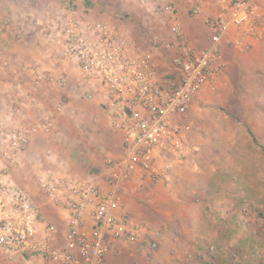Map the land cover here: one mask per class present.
<instances>
[{"label": "built area", "instance_id": "built-area-1", "mask_svg": "<svg viewBox=\"0 0 264 264\" xmlns=\"http://www.w3.org/2000/svg\"><path fill=\"white\" fill-rule=\"evenodd\" d=\"M75 1L62 0L45 16L43 33L54 45V69L61 65L76 71L73 81L87 101L98 95L108 102V124L122 134L124 153L107 157L98 178L52 170L40 175L48 203L67 222L60 245L57 226L45 222L41 205L11 178L10 168L39 134L52 132L51 115L65 114L68 103L57 101L46 118L30 123L25 122L28 105L15 100L10 114L22 115L23 122L8 129L0 125V145L6 144L0 158V264H107L113 247L109 238L139 243L144 229L126 211L123 187L131 183L139 190L147 181H169L170 171L192 154L187 122L199 95L217 90L226 66L224 44L232 39L234 49L245 52L261 40L264 30V0H217L216 14L204 20L209 44L198 49L187 39L174 0H135L149 13L164 16L169 28L166 38L141 52L119 25L89 19ZM190 11L200 16L203 1L194 2ZM155 51L169 68L167 78L160 75ZM47 73L40 66L32 70L33 92L49 81L60 89L71 81L69 75ZM13 84L21 90L22 84ZM29 102L30 107L37 104L35 97ZM149 248L155 250L157 242Z\"/></svg>", "mask_w": 264, "mask_h": 264}, {"label": "rangeland", "instance_id": "rangeland-1", "mask_svg": "<svg viewBox=\"0 0 264 264\" xmlns=\"http://www.w3.org/2000/svg\"><path fill=\"white\" fill-rule=\"evenodd\" d=\"M33 1L34 5L27 6V0H0V125L7 129L23 122L22 115L10 114V108L15 100L23 104V89L29 88L36 67L29 63L23 68V46L29 44L36 26L43 31L48 10L62 0H48L44 5ZM90 4L84 11L89 19L115 22L141 52L148 49L150 42H160L169 33L165 25L140 35L142 28L155 30L163 18L153 17L135 0H91ZM145 14L150 19L144 23ZM190 14L193 15L191 11ZM4 33L8 42L4 41ZM155 54L161 57L160 52ZM251 58L244 65L246 73L227 78L215 92L211 91L212 100L201 108L204 117L197 129V141L189 143L192 154L170 171L169 181L157 185L147 181L139 190L131 183L124 187L123 199L127 196L130 202L142 205L145 212L157 211L155 215L147 213L148 218L145 215L153 222L151 227L140 223L144 229L142 242L150 243L151 235H155L157 248L150 252H156L165 242L168 256L177 257L179 252V264L208 260L218 264L224 258L227 261L221 264H244L250 258L264 256V53L257 61ZM44 69L55 77L57 70L53 66ZM168 70L165 66V78ZM62 73L75 78L70 70ZM73 80L65 89L48 82L58 89L59 100L66 101L68 108L65 114L51 115L52 132L39 134L31 149L10 168L11 178L41 205L42 215L51 205L40 187V175L52 170L62 175L98 178L107 157L118 158L124 153L122 134L108 124L104 108L108 102L99 100L98 95L87 101ZM13 82L22 84L21 90ZM53 110L50 102L48 111L25 122L44 119ZM126 112L132 115L130 110ZM250 133L258 144L252 143ZM5 146L1 141L0 158ZM154 198L157 199L153 201ZM219 214L225 218L221 224L216 222ZM244 230L251 239L240 240Z\"/></svg>", "mask_w": 264, "mask_h": 264}, {"label": "crops", "instance_id": "crops-1", "mask_svg": "<svg viewBox=\"0 0 264 264\" xmlns=\"http://www.w3.org/2000/svg\"><path fill=\"white\" fill-rule=\"evenodd\" d=\"M36 1H37V5L38 3L44 5V4H47L46 2L48 0H36ZM198 1L199 0H174V3L179 13V18L184 27L187 39L195 47H197L198 49H202V48L207 47L209 44V33L204 24V20L208 16H213L216 14L217 0H204L203 1L204 2L203 3V13L198 17H194L193 15L190 14L189 10L191 8V5L194 4V2H198ZM34 3L36 2L33 0H27V4L25 3V5L32 6L34 5ZM90 3H91V0H80V1L76 0L75 6L78 7L79 11L83 15L89 18V14H87L84 11H87V9L90 8V5H91ZM152 16L155 17V15H152ZM143 18H144V23H145V20L150 19V16L149 15L147 16L145 14ZM160 18H163V20L161 19L158 20L159 22H157V25L154 26L155 30H147L146 28L144 29L142 28L141 30L142 32L140 33V35L144 34L145 31H148V34H149L150 31H158L160 27L165 28L166 18L164 17H160ZM138 19H140V16ZM263 23H264V17H263ZM35 29L36 31L34 32V34L32 33L31 37H29L30 38L29 44L27 43L28 45L25 44V46H23V68L27 66L29 63L32 65L41 66L44 68H46V66L54 67V61L52 59V52H51L54 48V45L50 43V41L48 40L46 35L43 33V31H39L40 30L39 27L37 28L36 26ZM166 29L169 31L168 27ZM4 34H5L3 35L5 36L4 41L6 40L8 42L9 38L7 37V33H4ZM10 38L14 39L12 35H10ZM232 41L233 40L230 39L229 43L226 42L224 44V61H225L226 66H225V71L222 77H220L219 79L217 88L227 78L230 79L232 77L233 79L235 76L238 77L242 75L243 71L244 73H246L248 70L244 67V65L246 66L247 65L246 63L249 62L248 58L252 57L254 61H257V59L261 56V54L264 53V30L262 33L261 40L256 42L253 45V47L249 49L248 51H245V52L237 51L236 49H234L232 45ZM8 45L12 47L11 43H8ZM9 46L7 49L9 51H12ZM149 49H152L151 42L148 46V49H146V51H148ZM19 51H22L21 48L19 49ZM19 54H22V53L19 52ZM157 55L158 54L154 53V57L156 61H159L158 63L160 67V75H162L165 65L162 62L161 57ZM252 58L250 60H252ZM65 69L70 70L71 75L75 76L77 73L76 71L74 72L68 67H61L60 65V67L56 71L55 76L67 75V74L62 73V71H65ZM71 80H73V78H71ZM50 85L52 86L53 84L45 83L40 90L38 89L36 90V92H33L32 91V81H31L29 88L28 89L25 88L24 90L25 93L23 94V102L26 103L30 109H32L28 111V115L30 119L32 120L38 119L39 117L36 118V114H40L43 112L45 113L46 111H48V104L50 102L53 107L55 103L59 101L58 89L55 88L54 86H52L53 87L52 88ZM212 94L214 93H211L209 89H205L194 102L193 108L190 112L189 120L187 122V126H188L187 142L188 144L191 143L192 141L193 142L197 141V137H198L197 129H199V126L203 120L202 118L204 117V114H202L203 112L201 108L204 104H207L208 102L212 100V97H213ZM30 96L36 98L37 104L35 106L30 107L29 105ZM156 199L157 198H154L153 201H155ZM123 200H124L126 211L130 214L131 218L133 219L135 223L139 225H141L140 223L142 224L145 223L147 225L149 224L151 225L153 223V222L148 221L147 213L149 214L152 213L155 215L157 211L152 209L150 210V212L148 211L145 212L142 209V205L138 203L136 204V203L130 202L127 196L124 197ZM146 214H147V218L145 216ZM43 216H44L46 223H51L57 226L58 228L57 236L61 238V241H59V244L62 245V241L64 239V233L67 228V222L62 216L61 212L51 205L49 206V208H47V210L45 209ZM154 229L158 230L155 227ZM157 235H158V232H157ZM151 237L153 238V240H151L152 242L155 239V235L153 236L151 235ZM109 241H111V243L113 244V247L111 248V251L109 252L107 256V260H106L107 264H163V263L179 264L177 263L179 262L178 260L180 259L179 252L177 253L178 254L177 257L172 256V255L168 256L166 252H167V247L169 246L165 245L167 244L165 242H162L161 247H159V249H157L156 251L157 254L154 255V253L156 252L155 251L150 252L151 250H149L150 249L149 244L151 243V242L149 243V241L147 242L140 241L137 244H130V245H128L129 243L122 244L123 242H118V241L112 240L111 238H109ZM175 241H177L178 243L179 240H175Z\"/></svg>", "mask_w": 264, "mask_h": 264}, {"label": "trees", "instance_id": "trees-1", "mask_svg": "<svg viewBox=\"0 0 264 264\" xmlns=\"http://www.w3.org/2000/svg\"><path fill=\"white\" fill-rule=\"evenodd\" d=\"M251 135H252V139H250L251 141H252V143H255V144H258V141L254 138V136H253V134L252 133H250ZM254 138V139H253ZM262 150L264 151V146H262ZM224 216L223 215H221V214H219L217 217H216V222L218 223V224H221L223 221H224ZM263 222H264V220H263ZM216 225L217 227H219V225ZM237 226L238 227H242V225L241 224H237ZM263 226H264V224H263ZM247 233V230H244L243 232H242V234H243V238H241L240 240H245V239H251L250 237H249V235H247L246 234ZM221 258L222 257H224L223 256V254H220L219 255ZM223 259V258H222ZM225 261H227L226 260V258H224L223 260H222V262H220V263H218V264H221V263H224ZM198 264H214V263H210L209 262V260L208 261H204V262H201V263H198ZM244 264H264V256L262 257V256H257L255 259H251L250 258V260L249 261H245L244 262Z\"/></svg>", "mask_w": 264, "mask_h": 264}]
</instances>
